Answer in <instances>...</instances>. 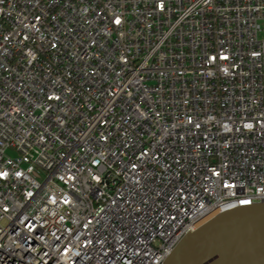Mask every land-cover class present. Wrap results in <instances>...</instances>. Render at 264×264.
<instances>
[{
	"label": "built area",
	"instance_id": "obj_1",
	"mask_svg": "<svg viewBox=\"0 0 264 264\" xmlns=\"http://www.w3.org/2000/svg\"><path fill=\"white\" fill-rule=\"evenodd\" d=\"M263 202L264 0H0V264H164Z\"/></svg>",
	"mask_w": 264,
	"mask_h": 264
},
{
	"label": "water",
	"instance_id": "obj_2",
	"mask_svg": "<svg viewBox=\"0 0 264 264\" xmlns=\"http://www.w3.org/2000/svg\"><path fill=\"white\" fill-rule=\"evenodd\" d=\"M164 264H264V202L227 211L201 225Z\"/></svg>",
	"mask_w": 264,
	"mask_h": 264
},
{
	"label": "rangeland",
	"instance_id": "obj_3",
	"mask_svg": "<svg viewBox=\"0 0 264 264\" xmlns=\"http://www.w3.org/2000/svg\"><path fill=\"white\" fill-rule=\"evenodd\" d=\"M2 224L4 225V224H5V222H2Z\"/></svg>",
	"mask_w": 264,
	"mask_h": 264
}]
</instances>
